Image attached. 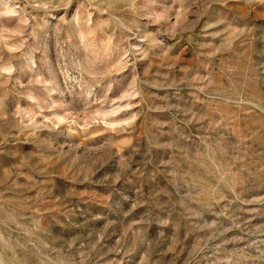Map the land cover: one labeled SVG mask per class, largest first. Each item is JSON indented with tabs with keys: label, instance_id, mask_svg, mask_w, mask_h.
<instances>
[{
	"label": "rangeland",
	"instance_id": "rangeland-1",
	"mask_svg": "<svg viewBox=\"0 0 264 264\" xmlns=\"http://www.w3.org/2000/svg\"><path fill=\"white\" fill-rule=\"evenodd\" d=\"M0 264H264V0H0Z\"/></svg>",
	"mask_w": 264,
	"mask_h": 264
}]
</instances>
